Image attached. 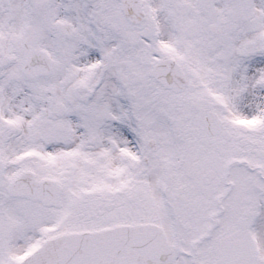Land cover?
Returning a JSON list of instances; mask_svg holds the SVG:
<instances>
[{
  "label": "snow or ice",
  "instance_id": "1",
  "mask_svg": "<svg viewBox=\"0 0 264 264\" xmlns=\"http://www.w3.org/2000/svg\"><path fill=\"white\" fill-rule=\"evenodd\" d=\"M0 264H264V0H0Z\"/></svg>",
  "mask_w": 264,
  "mask_h": 264
}]
</instances>
